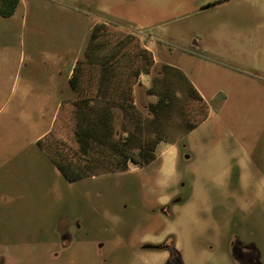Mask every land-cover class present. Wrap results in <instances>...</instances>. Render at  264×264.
<instances>
[{
	"label": "rangeland",
	"instance_id": "rangeland-1",
	"mask_svg": "<svg viewBox=\"0 0 264 264\" xmlns=\"http://www.w3.org/2000/svg\"><path fill=\"white\" fill-rule=\"evenodd\" d=\"M141 49L152 64L112 125L134 152L161 137L149 163L112 171L102 143L87 169L70 99L37 143L48 116L24 83L76 63L87 80L105 54L130 80ZM152 82L174 95L154 118ZM0 264H264V0H20L0 15Z\"/></svg>",
	"mask_w": 264,
	"mask_h": 264
},
{
	"label": "crops",
	"instance_id": "crops-1",
	"mask_svg": "<svg viewBox=\"0 0 264 264\" xmlns=\"http://www.w3.org/2000/svg\"><path fill=\"white\" fill-rule=\"evenodd\" d=\"M107 62L108 58L105 54L102 63L97 68V72L93 75L89 74L87 80H84V66L82 65L76 67V74L73 75L75 71L74 65L64 72L60 68H55L53 70L55 79L53 82L23 84L24 97L30 96L32 98L29 101L30 104L41 106V113L45 112L48 116L47 121L49 124L36 138V141L50 133L57 120L61 105L69 99L74 106L73 115H75V121H88L94 127L98 125L97 131L103 135V148H112V137L124 139L127 136L125 132V137H115L112 125L114 108L128 109L134 104V92L136 85L140 83L139 76L142 72L139 75H133L129 80L128 73L117 70L116 67ZM182 73L184 74L183 71ZM184 75L187 78L186 74ZM64 76L68 79L67 81L63 80ZM187 80L190 82L188 78ZM190 83L195 88L194 84ZM195 90L205 101L201 93L196 88ZM123 120L126 121V117ZM95 130L93 129L94 133L96 132ZM135 146L137 147V144Z\"/></svg>",
	"mask_w": 264,
	"mask_h": 264
},
{
	"label": "trees",
	"instance_id": "trees-1",
	"mask_svg": "<svg viewBox=\"0 0 264 264\" xmlns=\"http://www.w3.org/2000/svg\"><path fill=\"white\" fill-rule=\"evenodd\" d=\"M19 3V0H0V15L1 16H10L14 13L15 8L17 7ZM101 25V24H100ZM99 25V26H100ZM98 25H94L91 32H90V42H89V51L91 48V42L94 40L97 36L96 28ZM140 56H142V59L144 60L143 66L138 70L136 69L133 72V75H139L141 72H148L149 68L148 66L152 64V57L150 56L149 52L146 49H141L139 51ZM88 56V52H86V57ZM82 65L81 63H76L75 65V71L73 75L76 74V67ZM164 69H173L176 73L183 76L186 81L187 78L185 75L178 70L176 67L165 64L163 66ZM189 82V81H188ZM190 88L193 92V95L199 99L200 101L204 102L203 98L199 95V93L195 90V88L191 85L189 82ZM147 90L150 93H154L157 95V99L155 102L150 103V109L153 112V118L156 117V114L158 110L160 109H167L168 106H170V102L174 98V95L172 94H164L160 92V90L156 89V86L154 82L151 83V85L147 88ZM206 116V113H205ZM205 118V117H204ZM202 118L201 121L204 119ZM200 122V121H199ZM198 124V122H194L191 124L188 129H192ZM98 125L90 124L88 121H77L75 123L74 128V137L76 139V142L79 145V148L83 155H86L88 157V162L92 164H87V169L91 170L94 168L95 165L93 163H96L98 161V157L93 156L94 151L98 148H100V145L103 143V135L101 132L97 131ZM93 129H96L95 133L93 132ZM136 136L134 132L128 131L127 136L124 139L121 138H111V144L113 148V164L110 166V170H120V169H126L128 166V161H132L134 163H138L140 165H144L149 163L153 158L152 151L156 147L158 141L161 139V137H153L149 141L144 142L142 144H137L138 150L136 152L132 151L129 147L131 142H134L136 140ZM42 139L40 138L37 140V143L40 145L42 144ZM55 163L59 167V169L65 174L66 177H68L71 180H76L81 177L86 176L87 172L86 170L82 169V167L76 168V170L70 165V162H65L64 160L60 158L54 159ZM92 161V162H91Z\"/></svg>",
	"mask_w": 264,
	"mask_h": 264
}]
</instances>
